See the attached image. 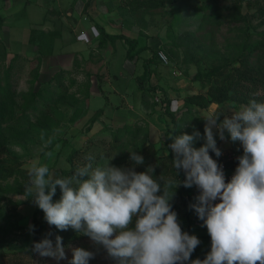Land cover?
I'll list each match as a JSON object with an SVG mask.
<instances>
[{"label":"rangeland","instance_id":"374dc122","mask_svg":"<svg viewBox=\"0 0 264 264\" xmlns=\"http://www.w3.org/2000/svg\"><path fill=\"white\" fill-rule=\"evenodd\" d=\"M235 10L251 19L232 22L229 17ZM0 15L4 16L0 45L6 50V55L0 56V83H4L11 65L16 111L21 115L26 109L44 133L36 131L35 141L24 148L11 147L18 156H13L15 160L10 163L24 174L20 176L23 185L28 182L34 161L48 164L53 177H60L64 173L70 176L85 165L88 155L95 158L94 166L112 160L115 166L128 167V151H138L145 163L136 170L145 171L150 156H167L168 136L183 132L191 135L194 129L203 136V119L209 114H227L243 103L233 95L223 101L213 100V94L220 92L214 88L223 87V79L217 75L201 77L199 71L225 65L222 72L226 68L237 72L245 63L232 50L243 31L245 37L254 39L264 32V0H0ZM97 23L109 33L137 39L132 51L135 54L127 57L129 44L123 38H105ZM140 47H145L141 53L137 51ZM48 51L51 53L45 54ZM148 57L154 59L153 83L157 79L161 85L150 83L151 77L143 80ZM248 57L251 63L257 62V52ZM123 71L129 78L119 77ZM262 94L264 91L259 92V96ZM223 95L226 93H219V97ZM223 119L221 115L220 121ZM177 121V130L169 132L176 129ZM225 136L222 141L216 135L222 155L210 154L235 170L243 149L227 132ZM203 143L198 139L194 146L199 148ZM183 176L171 178L183 181ZM8 181L13 182L14 177ZM182 189L180 186L176 190L173 210L178 213L182 230L201 241L191 260H202L211 237L201 220L187 214L180 198ZM11 198L19 202L16 210L0 202L5 217L10 214L11 219L10 223L0 220V243L7 242L0 264H10L13 258L21 264H58L54 258L31 251L33 243L48 233H52L53 241L57 235L63 238L67 259L59 264L72 259V247L95 252L89 264H118L107 258L103 248L98 250L89 237L71 228L61 231L50 226L43 211L25 194H11Z\"/></svg>","mask_w":264,"mask_h":264},{"label":"clouds","instance_id":"9594fccd","mask_svg":"<svg viewBox=\"0 0 264 264\" xmlns=\"http://www.w3.org/2000/svg\"><path fill=\"white\" fill-rule=\"evenodd\" d=\"M221 115L203 119V136L197 129L191 135L168 136L173 167L177 177L183 170V181L163 174L157 178L154 165L137 171L144 157L128 151L131 166L118 167L112 160L94 166L95 158L88 155L87 163L66 177L54 178L48 164L34 161L24 194L43 211L50 226L89 237L118 264H264V102L253 98ZM225 132L243 149L230 181L210 154L222 155L216 135L224 141ZM198 139L204 140L199 148L194 146ZM57 186L62 194L54 201ZM180 186H196L199 191L189 208L211 237V251L203 260H191L201 241L182 230L173 210ZM51 236L34 242L31 251L59 264L67 259L63 238L57 235L53 241ZM71 251L68 264H89L96 256L83 247Z\"/></svg>","mask_w":264,"mask_h":264},{"label":"trees","instance_id":"16d2710c","mask_svg":"<svg viewBox=\"0 0 264 264\" xmlns=\"http://www.w3.org/2000/svg\"><path fill=\"white\" fill-rule=\"evenodd\" d=\"M239 2L242 0H238ZM205 8H210L207 6ZM263 8H260V14ZM3 18L0 15V27L3 24ZM230 20L232 22H242L243 20L249 21L251 17L247 14L243 15L239 10H235L230 14ZM99 29L101 30L102 34L105 38H108L112 41L118 38H123L126 43L129 44L127 49V57H132L135 53H132L134 49H136L138 45L137 39H130L129 37L121 34L109 33L106 29L100 24L97 23ZM51 34V33H48ZM245 31L241 36V40L237 44V47L232 50L235 56H238L240 61H244V67L238 69L237 72H229V69L226 68L224 72L221 70L224 68L225 65L214 67L213 69H209L208 71L200 70L199 74L201 77L203 76H214L217 75L221 77L224 82L223 87H215L214 89L219 90L220 94L226 93L219 97V93L213 94V100L223 101L230 95H233V98L238 100L240 103L246 104L250 99H257L260 102H264V94L259 96V92L264 91V32L261 33L259 39H254L251 36H244ZM52 43H54V39L52 38ZM145 47L138 48V52L141 53L144 51ZM254 52H257V62L251 63L249 55H252ZM51 51L45 52V54H50ZM137 53L139 56L140 54ZM133 54V55H131ZM6 55V50L3 45H0V56L4 57ZM154 58V57H153ZM228 58V57H227ZM154 59L152 57H148L144 62V74L143 80H148L152 75V68L151 64ZM225 64V62H224ZM246 66V68H245ZM9 65L6 74L4 76V83H0V202L3 203L2 206L9 207L12 205V209L16 210V206L19 202L14 201L11 198V194H24V185L20 180V176L23 177L24 174L19 172L18 169L12 166L11 161H14L13 156H18V154L11 149L13 146H21L26 147L29 143H33L35 141V132L44 134L38 127L37 124L31 119V116L25 109L24 112L20 115L16 111V93L13 90V85L10 80L9 75ZM225 73V76L224 74ZM2 79H0L1 81ZM218 92V91H217ZM199 96V95H196ZM197 98V97H196ZM219 98V99H218ZM169 107V106H168ZM172 116V120L175 122V114L172 112L170 113ZM179 121H177L176 129L172 128L168 130L169 132H174L177 130V125H179ZM167 131V132H168ZM167 146L172 143V141L167 142ZM168 153L166 157L159 158L154 157L156 154L149 157L148 166L154 165L155 173L154 175L159 178L162 174L165 178H171L172 175H177L172 159L174 157V153H172L171 149L168 148ZM12 158V159H10ZM11 162V163H10ZM71 171L69 170V173ZM64 173V172H62ZM64 175H66L64 173ZM60 177H66V176ZM71 175V174H70ZM179 175H184L183 170H180ZM14 177V181H8L9 178ZM56 178V177H54ZM185 175L183 176V180L185 179ZM192 190V192H191ZM61 190L59 186H57V192L54 196L55 198L61 197ZM196 197V186L191 188L183 187L182 192L180 194V198L182 199L181 202L184 204V209H186L187 214H192L195 219L199 220L198 216L196 215L195 211L189 208V205L195 203ZM5 208L1 207L0 204V220H3L5 223H10V214L6 216ZM40 228L43 230L45 229V225L43 219H40ZM47 234L43 235L41 238L43 239ZM6 241L0 243V256L4 255V245L6 246ZM9 246L12 244L8 242ZM210 245V244H209ZM13 246V245H11ZM207 250L205 253L204 258H206ZM202 258V260L204 259ZM10 264H21L20 261H17L15 258L10 259Z\"/></svg>","mask_w":264,"mask_h":264},{"label":"built area","instance_id":"2783aa9c","mask_svg":"<svg viewBox=\"0 0 264 264\" xmlns=\"http://www.w3.org/2000/svg\"><path fill=\"white\" fill-rule=\"evenodd\" d=\"M159 55H160V52H159ZM161 57H162V59H164V57H166V56L164 55V53H161ZM218 163H219L220 165L223 166V169H224V171H225V175H226V179L230 181V179H231L232 175L234 174L235 170L232 169V168L229 166V164H228L227 162H225V161L219 160ZM184 175H185V174H184ZM198 194H199V191H198V189L196 188V196H197ZM195 198H196V197H195ZM217 202H219V201H217ZM210 251H211V244L208 245V248H207V252H210Z\"/></svg>","mask_w":264,"mask_h":264},{"label":"crops","instance_id":"0c3cea01","mask_svg":"<svg viewBox=\"0 0 264 264\" xmlns=\"http://www.w3.org/2000/svg\"><path fill=\"white\" fill-rule=\"evenodd\" d=\"M4 17V16H3ZM125 65H126V61L125 62H123ZM133 64V63H132ZM127 65L128 66H130L131 67V63L128 61V63H127ZM124 67V66H123ZM124 71H126V70H124ZM124 71L123 72H120V74H119V77H124V78H129V75L128 76H126L125 77V74H124ZM135 75V74H134ZM151 76H154V75H151ZM131 77H132V75H131ZM149 82L151 83H153V77H151L150 79H149ZM162 84V82L161 81H157V79H156V81H155V83H153V84ZM137 88H138V83H137V87H136V91H135V95H136V92L138 93V91H137ZM124 91H122L121 93H123ZM167 95H172V93H167Z\"/></svg>","mask_w":264,"mask_h":264}]
</instances>
